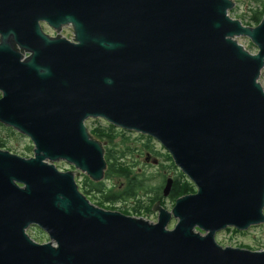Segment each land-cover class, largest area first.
Segmentation results:
<instances>
[{"label":"water","instance_id":"obj_1","mask_svg":"<svg viewBox=\"0 0 264 264\" xmlns=\"http://www.w3.org/2000/svg\"><path fill=\"white\" fill-rule=\"evenodd\" d=\"M234 4L0 0V124L32 144L0 150V264H264L215 239L264 224V15L245 26ZM90 118L157 141L195 191L155 221L94 204L77 182L107 169Z\"/></svg>","mask_w":264,"mask_h":264},{"label":"rangeland","instance_id":"obj_2","mask_svg":"<svg viewBox=\"0 0 264 264\" xmlns=\"http://www.w3.org/2000/svg\"><path fill=\"white\" fill-rule=\"evenodd\" d=\"M240 4H238L240 10L237 9L233 12L229 11V15L232 18H237L242 12L243 8L240 6ZM61 33L69 39L71 38V33H69L67 30H63ZM237 41L250 52H257V48L250 43L248 38L239 37ZM259 81L264 86V68L262 69ZM85 124L88 129H97L100 132H104L105 134L109 133L111 136H113L112 143L109 142V138L106 136H103V140L101 142L105 147L112 149L113 155H117L120 151H123V156L122 158L118 159V162L122 165L131 167V169H133L137 175L148 179L147 183L149 186L159 184L163 178L174 179L177 177L182 181L184 179L188 180L187 177L181 173L179 168L174 165L171 158H168V153L166 150L154 139L135 132L122 130L118 127L110 125L103 119L90 118L85 121ZM3 127L4 126H0V137L5 141L6 146L18 155L24 157L31 156L32 145L29 139L18 134L11 128L9 129L7 127ZM27 147H30V149L28 150ZM56 167L63 171L73 169V167H71L66 162H56ZM85 177V175L80 174V176L77 177V182L81 184V181ZM103 181L105 182L107 188L112 187L114 190H122L125 186L124 178L112 177L108 180L104 178ZM193 187L195 191V186L193 185ZM150 197L151 194L148 192L146 193L140 191L134 198L113 204L104 203L102 208L107 210H117L126 214L134 213L136 208L138 211L141 210L140 213L143 214L145 213L144 211L142 212V210H144L143 206L145 207L148 205ZM161 197L165 207L170 210L175 202V198L172 199L169 197ZM91 200L93 201L92 198ZM145 217H147V215ZM148 217L150 216L148 215ZM173 221L175 222V220H172V223ZM172 223L170 222L169 227H171ZM27 233L36 242L45 243L48 241L47 235L35 226L29 227L27 229ZM215 239L217 243L222 246L264 249V224L251 227L246 231L234 232L232 230L228 231L227 229L222 230L216 234Z\"/></svg>","mask_w":264,"mask_h":264},{"label":"trees","instance_id":"obj_3","mask_svg":"<svg viewBox=\"0 0 264 264\" xmlns=\"http://www.w3.org/2000/svg\"><path fill=\"white\" fill-rule=\"evenodd\" d=\"M90 133L94 135L100 141L103 140V136L109 138V142L112 143V138L109 133L105 134L104 132H100L97 129H89ZM29 149V148H28ZM105 159L107 162V169L105 171V179L108 180L112 177L124 178L125 186L122 190H114L112 187L107 188L105 182L93 183L87 177H85L81 184L78 183L79 189L88 197L93 199V203L102 207L104 203L113 204L119 201L128 200L137 196L140 191L148 192L153 194L152 200L149 202L148 207L145 209L146 212L150 211V207L155 200H159L162 196V188L166 179H162L159 184L149 186L146 178L143 176L137 175L131 169V167L122 165L118 162V159L122 158L123 151H120L117 155L112 154V149L105 147ZM168 155V158H171ZM174 166V165H173ZM194 192L193 184H191L188 180L184 179L179 180L177 177L173 179L172 186L170 189V193L168 194L169 198L176 199L181 195H185L188 193ZM99 193V195H98ZM139 206V205H138ZM137 207V206H136ZM139 212L138 210H134V212ZM228 231L238 232L236 229H227Z\"/></svg>","mask_w":264,"mask_h":264},{"label":"flooded vegetation","instance_id":"obj_4","mask_svg":"<svg viewBox=\"0 0 264 264\" xmlns=\"http://www.w3.org/2000/svg\"><path fill=\"white\" fill-rule=\"evenodd\" d=\"M234 3H235L234 4V7L230 11L233 12V11H235L237 9L240 10V8L238 6V4H240V6L243 8L242 9V12L240 13V15L237 18H234V19L239 20L245 26H251V27L256 26L260 22V20L262 19L263 15H264V0H243V1L242 0L241 1L240 0H234ZM40 25H41L42 31L45 34H47L49 36H52V37H54L56 35V33L54 32V30L52 28H50L46 23H41ZM63 30H67L69 33H71L68 26L63 27L62 30H61V32ZM71 36H72V33H71ZM64 37H66V36H64ZM66 38L69 39L68 37H66ZM0 126H3V125L0 124ZM28 148L30 149V147H27V149ZM0 150H6V151H9L10 153L16 154V153H14L13 151H11L6 146L5 141L1 137H0ZM31 151H32V148H31ZM16 155H18V154H16ZM18 156H21V155H18ZM21 157H24V156H21ZM26 157H30V156H26ZM149 194H151V197H150V200H149V202H150L154 196H153L152 193H149ZM98 195H99V193H98ZM88 199L90 200V198H88ZM157 202L160 204V206H162L163 208L167 209L165 207V204L163 203V200H162V197H161L159 200L157 199V200L154 201V203H152V206L150 207V211L149 212H146L147 217H145L146 216V215H144L145 213H143V214L140 213L141 210L139 212L136 211V212H134L132 214H129V213L126 214V213H123V212H121V213L126 214V215H131V216L144 217V218L149 219L151 221H155L156 218H157V212L156 211H153L152 208H153L154 204L157 203ZM148 205H149V203H148ZM148 205L145 206V207L143 206L144 210H142V212L143 211L145 212V209H146V207H148ZM148 215L150 217H148ZM171 223H172V221H171ZM174 223L175 222L173 221V223L171 224V226H173Z\"/></svg>","mask_w":264,"mask_h":264}]
</instances>
